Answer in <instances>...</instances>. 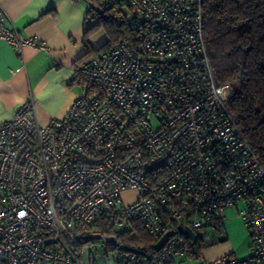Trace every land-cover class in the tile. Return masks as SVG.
Returning a JSON list of instances; mask_svg holds the SVG:
<instances>
[{"label": "built area", "instance_id": "obj_1", "mask_svg": "<svg viewBox=\"0 0 264 264\" xmlns=\"http://www.w3.org/2000/svg\"><path fill=\"white\" fill-rule=\"evenodd\" d=\"M84 1L85 24L115 9L131 35L75 69L82 90L63 118L41 124L26 101L0 123V264H96L82 255L94 241L119 252L116 264L200 257L199 237L192 243L178 227L221 232L233 208L249 255L203 264H264V166L221 93L230 84L215 81L203 0ZM0 41L17 53L46 49L21 36L1 6ZM138 227L154 243L173 235L153 253L106 240ZM89 234L101 237L82 243Z\"/></svg>", "mask_w": 264, "mask_h": 264}, {"label": "crops", "instance_id": "obj_2", "mask_svg": "<svg viewBox=\"0 0 264 264\" xmlns=\"http://www.w3.org/2000/svg\"><path fill=\"white\" fill-rule=\"evenodd\" d=\"M0 6L21 36L46 45L17 53L0 41V123L26 101L41 124L63 118L82 90L75 84L76 66L89 49L106 42L105 32L86 28L84 0H0Z\"/></svg>", "mask_w": 264, "mask_h": 264}, {"label": "trees", "instance_id": "obj_3", "mask_svg": "<svg viewBox=\"0 0 264 264\" xmlns=\"http://www.w3.org/2000/svg\"><path fill=\"white\" fill-rule=\"evenodd\" d=\"M119 15L109 10L96 23L86 24L91 31L102 29L107 40L89 49L83 61L131 35L129 22ZM203 35L215 81L218 86L230 84V110L264 166V0H203ZM91 230L105 232L106 227ZM115 238L153 253L154 240L141 227L133 237L117 233ZM202 248L203 244L197 245L198 252Z\"/></svg>", "mask_w": 264, "mask_h": 264}, {"label": "rangeland", "instance_id": "obj_4", "mask_svg": "<svg viewBox=\"0 0 264 264\" xmlns=\"http://www.w3.org/2000/svg\"><path fill=\"white\" fill-rule=\"evenodd\" d=\"M221 93L229 97L231 87L223 88ZM135 196L136 193L133 190L122 194L124 202H130ZM239 208H241V205ZM224 216V230L221 232L211 228H201L196 231V235L201 241L200 243L203 244L202 256H185L178 258L174 262H178L179 264H203L205 261H210L224 254H234L238 258L249 255L250 239L236 209L226 210ZM118 254V251H109L106 253L101 249L100 242L98 241L82 247L83 257L90 262L95 261L96 264H116L115 260Z\"/></svg>", "mask_w": 264, "mask_h": 264}, {"label": "water", "instance_id": "obj_5", "mask_svg": "<svg viewBox=\"0 0 264 264\" xmlns=\"http://www.w3.org/2000/svg\"><path fill=\"white\" fill-rule=\"evenodd\" d=\"M178 231L182 232L185 237H187L188 239L191 240L192 243L196 242V239H197L196 234L194 233V231H192L188 227H184V228L178 227ZM171 235H173V231H169L165 235H163L157 242L154 243L153 249L155 251H158L164 245V243L167 241L169 236H171ZM100 237H101V235H99V234H89V235L83 236L81 239V242L87 243V242H90L92 240L99 239ZM106 240L112 244H116V239L114 237H107ZM119 248H120V250H123V251H125V250L132 251V252L136 251L134 248L124 246V245L120 246Z\"/></svg>", "mask_w": 264, "mask_h": 264}]
</instances>
